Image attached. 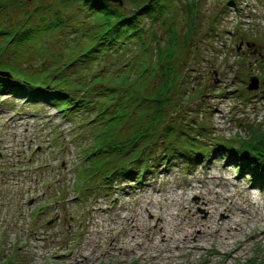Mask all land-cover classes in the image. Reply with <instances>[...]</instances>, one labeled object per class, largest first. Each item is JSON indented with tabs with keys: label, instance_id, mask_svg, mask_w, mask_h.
I'll list each match as a JSON object with an SVG mask.
<instances>
[{
	"label": "rangeland",
	"instance_id": "1",
	"mask_svg": "<svg viewBox=\"0 0 264 264\" xmlns=\"http://www.w3.org/2000/svg\"><path fill=\"white\" fill-rule=\"evenodd\" d=\"M191 1L197 7L194 20L184 11ZM171 14L156 28L159 37L170 31L178 36L175 59L183 63L184 78L176 103L183 102L184 109L175 117L182 125L192 120L209 127L202 140L206 154L188 165L181 158L166 169L155 165L141 181L103 188L90 166L93 158L86 159L93 135L81 116L64 119L54 109L0 94V264H264V187L252 184L215 149L217 143L236 147L239 140L264 132V0H179ZM254 78L258 89L248 91ZM245 188L248 197L242 194ZM183 192L188 218L205 232L209 227L238 235L230 229L231 214L254 209L253 223L248 215L238 221L242 230L230 240V256L218 234L207 237L201 251L170 249V260L162 248L148 253V243L141 250L144 261L136 245H121L132 235L123 216L136 215L139 224L151 220L150 236L156 221L142 210L144 203L161 201L169 220L166 208L174 202L162 200ZM198 193L211 201L213 211L202 206ZM225 194L234 196L233 205L221 212L217 202ZM230 216L228 226L224 222ZM111 222L117 230L105 234Z\"/></svg>",
	"mask_w": 264,
	"mask_h": 264
},
{
	"label": "trees",
	"instance_id": "2",
	"mask_svg": "<svg viewBox=\"0 0 264 264\" xmlns=\"http://www.w3.org/2000/svg\"><path fill=\"white\" fill-rule=\"evenodd\" d=\"M123 2L0 0V94L64 119L81 116L93 135L86 159L93 158L103 188L141 181L177 158L197 161L210 133L175 117L184 109L176 103L184 78L178 36L159 37L156 27L179 0ZM196 8L184 6L190 19ZM235 145L223 141L215 149L263 188L264 132Z\"/></svg>",
	"mask_w": 264,
	"mask_h": 264
},
{
	"label": "bare ground",
	"instance_id": "3",
	"mask_svg": "<svg viewBox=\"0 0 264 264\" xmlns=\"http://www.w3.org/2000/svg\"><path fill=\"white\" fill-rule=\"evenodd\" d=\"M164 169V168H163ZM166 169V168H165ZM143 185V184H142ZM232 187H235L236 189L238 188L237 183L234 182L232 183ZM191 190H194V188H191ZM249 188H245L242 190V194L245 197L249 196ZM239 192V191H238ZM200 197V200L202 202V206L205 207L206 209H209V211H213L214 208H212V204L210 200L204 199L201 195V193H198ZM161 196V195H160ZM186 193H181L175 194L174 198H165L162 200L164 201H170L171 203L174 202L172 205L173 207L166 208V213L169 215L170 219L166 220L164 218L163 210L160 206L161 201H153L152 199L148 202L144 203V212L148 214V217L150 219H153L156 221V232L152 233L150 236L147 234V229L151 225V220H147V222L138 223V219H136V215H130V219L127 218V216L122 217V221L129 222L131 225V233L132 235L130 236L129 241H122V244H134L139 248V253H137L132 250V253L134 255H137L138 258H140L142 261L145 259L143 258V255L141 253V250L144 249L143 246L148 243V246L150 247L148 249V253L154 251H159L161 248L163 249V252L165 253L164 258L167 260H170L173 258L172 251L170 249H176V250H182V249H188L193 250L194 252L201 251L203 250L204 246L202 242H209L207 237L213 236V234H218L217 236L221 239V244L224 249L229 248V243L231 242L230 240L235 239L241 234V228L239 229L238 227V221L240 219H244V217L252 216L250 223L254 222V209L251 206H247L246 208H242L243 210H238L242 216H237L234 215L233 213L231 216H234V221L233 225L234 227L230 228L234 232L238 233V235H235L234 233H228L226 235L222 234L219 229H210L207 227V231L205 232L202 227L204 226H197L196 224L193 223V221L188 218L187 214L190 213L189 207L183 204V202L186 199L185 198ZM233 195H228L225 194L224 198H220L219 202H217V205L219 206V209H221V212H227L229 207L233 205ZM218 199V197H217ZM201 205V204H200ZM236 205L237 202H236ZM251 205H254L253 203ZM211 206V207H209ZM238 207H240L238 205ZM152 209H155L152 210ZM227 217L225 223L232 222L233 218L232 217ZM119 218V217H118ZM123 224L122 222L119 224L121 226ZM111 225V226H109ZM117 229L114 228L113 223L106 224V229H105V234H109L112 232H115ZM173 232V235L171 233ZM154 236H157V241H154ZM191 239V240H190ZM168 243L171 244V246H168ZM234 250H237L234 249ZM231 253H233V248H229L228 251L225 253L227 256H230ZM158 259V258H155Z\"/></svg>",
	"mask_w": 264,
	"mask_h": 264
},
{
	"label": "water",
	"instance_id": "4",
	"mask_svg": "<svg viewBox=\"0 0 264 264\" xmlns=\"http://www.w3.org/2000/svg\"><path fill=\"white\" fill-rule=\"evenodd\" d=\"M107 1L114 2V3L119 2L121 4L120 0H107ZM257 89H258V80L255 78L251 79L250 83L248 84L247 90L248 91H255Z\"/></svg>",
	"mask_w": 264,
	"mask_h": 264
}]
</instances>
